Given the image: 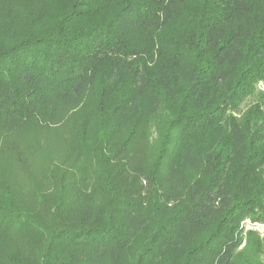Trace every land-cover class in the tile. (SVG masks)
Segmentation results:
<instances>
[{
	"label": "trees",
	"instance_id": "trees-1",
	"mask_svg": "<svg viewBox=\"0 0 264 264\" xmlns=\"http://www.w3.org/2000/svg\"><path fill=\"white\" fill-rule=\"evenodd\" d=\"M262 81L264 0H0V264H264Z\"/></svg>",
	"mask_w": 264,
	"mask_h": 264
},
{
	"label": "rangeland",
	"instance_id": "rangeland-1",
	"mask_svg": "<svg viewBox=\"0 0 264 264\" xmlns=\"http://www.w3.org/2000/svg\"><path fill=\"white\" fill-rule=\"evenodd\" d=\"M19 1H22V3H25L27 1H31V0H19ZM262 83L264 84V81H262ZM258 87H259V84H258ZM260 88V87H259ZM255 100L254 97H249L247 98L244 103H243V107L245 108L247 105L251 104L253 101ZM171 110H162L160 112V114H158V116L151 120L150 122V125H149V129H148V136H152V138H156V136L158 135V133L160 132L161 128L164 127V124L169 120V118H171ZM50 138V137H49ZM44 139V145L47 146L49 144L53 145L54 142L51 141L50 139ZM53 143V144H52ZM154 147L151 146V149H153ZM193 173L192 176H195V171H192L190 170L188 172V174H191ZM251 218V217H250ZM251 233H255L257 234L259 237H261L262 239L264 238V236H261L259 235L257 232H254V231H251ZM249 235H250V232L248 234H241V237H242V245H241V248L245 246V244L248 243V240H249Z\"/></svg>",
	"mask_w": 264,
	"mask_h": 264
},
{
	"label": "built area",
	"instance_id": "built-area-1",
	"mask_svg": "<svg viewBox=\"0 0 264 264\" xmlns=\"http://www.w3.org/2000/svg\"><path fill=\"white\" fill-rule=\"evenodd\" d=\"M259 87L264 89V84L259 82ZM241 234H248L251 231L264 236V220H255L252 217H246L240 222Z\"/></svg>",
	"mask_w": 264,
	"mask_h": 264
}]
</instances>
